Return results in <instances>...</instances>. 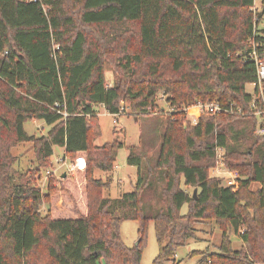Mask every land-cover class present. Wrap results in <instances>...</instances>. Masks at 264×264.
Wrapping results in <instances>:
<instances>
[{
	"label": "trees",
	"instance_id": "obj_1",
	"mask_svg": "<svg viewBox=\"0 0 264 264\" xmlns=\"http://www.w3.org/2000/svg\"><path fill=\"white\" fill-rule=\"evenodd\" d=\"M262 19L264 0L258 10L254 0H0V264H36L38 253L42 264H140L149 223L153 264L173 263L207 221L220 241L197 264H264V115L252 106L263 111L264 94L246 92L257 81L252 53L264 63ZM161 99L171 112L156 161L145 167L130 147L133 189L105 197L112 180L94 173H111L124 145L96 146L98 108L152 116ZM198 102L223 111L192 124L185 108ZM29 121L51 128L28 135ZM28 143L36 170L17 175L11 151ZM54 148L86 164L44 193L36 177ZM217 152L236 188L209 176ZM126 221L139 225L133 248L121 238Z\"/></svg>",
	"mask_w": 264,
	"mask_h": 264
},
{
	"label": "rangeland",
	"instance_id": "obj_2",
	"mask_svg": "<svg viewBox=\"0 0 264 264\" xmlns=\"http://www.w3.org/2000/svg\"><path fill=\"white\" fill-rule=\"evenodd\" d=\"M259 2L260 0H255L256 7L258 6L257 3ZM258 25L259 27H264V19H262ZM248 43L251 44L250 41ZM105 79L110 86L114 82V74L109 66L106 68ZM254 89L255 88L252 85H248L246 87V92L250 95H253L255 93ZM158 108H161L162 111L156 112L152 116L133 114L129 109L125 108L121 116L114 118L108 114L104 108L99 107L98 124L100 127L101 136L99 139L95 140L94 143L96 146L101 147L106 143H111L116 140L124 145V148L118 151L116 163L114 164V168L111 173L106 174L101 171H95L94 173L95 178L97 179L104 180L106 177H110L112 180L110 189L104 192L105 197L117 199L121 194L130 192L133 189L136 181L137 169L126 164L128 149L130 147H138L141 150L143 155V164L145 167L147 164L153 165V163L156 161L162 145L165 121L171 112V108L165 105L163 99L159 100ZM186 115L187 120L192 123L194 120L198 119L200 112L196 108H190L186 112ZM261 116H256L258 121L261 120ZM114 120L117 122L113 123ZM50 128L51 127L46 126L41 121H29L24 125L26 133L35 137L47 135V132ZM11 154L16 158V163L13 169L17 175H28L36 170L37 164L32 144H19L14 149H12ZM70 161L71 160L65 156L64 150L61 152V149L54 148V154L51 158V163L47 168L42 169L40 174H38L36 177L42 192L45 193L48 180L52 179L53 186L60 189L62 180L66 178H63V175L69 177L73 176V172L75 170H69V166L73 163ZM212 170L210 171L209 176L211 178L221 180L212 173ZM221 184L225 186V183L222 180ZM183 188L190 194L195 190L185 187ZM257 188V185L252 186L253 190H256ZM47 209V204L41 206L40 213L42 216L47 213ZM187 209V206L184 205L180 213L186 214ZM138 226V223L134 221H126L121 224L120 234L126 247L133 248L137 244ZM197 228L199 231L196 233V238L190 240L187 245L178 249L176 255L174 256V262L167 264H197L201 259L200 253L207 251V249L210 250V252L216 251V246L220 241V230L216 224L212 221H207L199 224ZM230 236L234 243V247L239 248L241 246V240L238 235ZM158 252L159 248L155 238L154 225L153 223H149L146 244L143 249L140 264H153ZM42 263V256L38 253L36 255V264Z\"/></svg>",
	"mask_w": 264,
	"mask_h": 264
},
{
	"label": "built area",
	"instance_id": "obj_3",
	"mask_svg": "<svg viewBox=\"0 0 264 264\" xmlns=\"http://www.w3.org/2000/svg\"><path fill=\"white\" fill-rule=\"evenodd\" d=\"M255 10V9H254ZM252 57L255 59L256 61V65H257V81L256 83L252 84V86L255 88L254 90H258V92L260 93V95L264 94V88H263V84H264V63L259 62L257 57H256V53L253 52L252 53ZM254 108V115L256 116H261L264 114V110L263 111H257V108L252 105ZM190 108H196L199 110L200 115L204 114L207 116H214L217 114H220L223 109L217 104V103H213V102H207V103H196L192 106H189L187 108H185V112H187ZM123 113V110L121 109L120 112L118 114L115 115H111L114 118L121 116ZM117 121L114 120L113 123H116ZM197 122V120H194L192 122V124H195ZM258 133L263 134L264 133V129H259ZM221 153L217 152L216 154V161L217 164L216 166L213 168L212 173L219 177L222 181H224L225 186H230V187H237L238 183V174L236 172H230L226 166L224 165L223 161L221 160ZM85 159L82 157H79L77 159H75V161L69 166V170L70 171H74L76 169H84L85 168ZM226 176V177H225Z\"/></svg>",
	"mask_w": 264,
	"mask_h": 264
},
{
	"label": "crops",
	"instance_id": "obj_4",
	"mask_svg": "<svg viewBox=\"0 0 264 264\" xmlns=\"http://www.w3.org/2000/svg\"><path fill=\"white\" fill-rule=\"evenodd\" d=\"M257 5H258V6H257L258 8L256 7L255 0H254V9H255V10H258V9L260 8V2L257 3ZM261 28H262V27H261ZM101 108H103V107H101ZM98 109H99V108H98ZM59 149H61V152L63 151L62 148H59Z\"/></svg>",
	"mask_w": 264,
	"mask_h": 264
},
{
	"label": "water",
	"instance_id": "obj_5",
	"mask_svg": "<svg viewBox=\"0 0 264 264\" xmlns=\"http://www.w3.org/2000/svg\"><path fill=\"white\" fill-rule=\"evenodd\" d=\"M66 177V175H63V178H65ZM194 194V196L196 195V190H194V192H193ZM135 246H137V244L135 245Z\"/></svg>",
	"mask_w": 264,
	"mask_h": 264
}]
</instances>
